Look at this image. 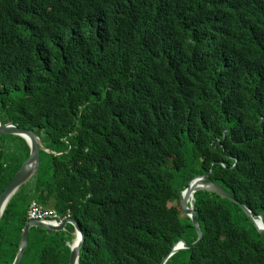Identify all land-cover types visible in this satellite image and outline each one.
<instances>
[{
  "label": "trees",
  "instance_id": "16d2710c",
  "mask_svg": "<svg viewBox=\"0 0 264 264\" xmlns=\"http://www.w3.org/2000/svg\"><path fill=\"white\" fill-rule=\"evenodd\" d=\"M0 121L54 151L9 202L1 256L53 198L84 233L80 264H161L198 238L178 203L196 175L264 216V0H0ZM28 156L0 134V193ZM194 205L202 240L166 264H264L237 204ZM32 229L38 264H68L61 233Z\"/></svg>",
  "mask_w": 264,
  "mask_h": 264
},
{
  "label": "water",
  "instance_id": "95a60500",
  "mask_svg": "<svg viewBox=\"0 0 264 264\" xmlns=\"http://www.w3.org/2000/svg\"><path fill=\"white\" fill-rule=\"evenodd\" d=\"M0 134L4 135H15L18 137H22L25 142L28 144L30 149L29 157L25 160V162L22 164L20 169L15 173V175L12 177V179L7 183V185L4 187L2 192L0 193V221L2 218V215L13 198V196L17 193V191L28 181H30L36 172L38 171L40 167V156L41 151H49L43 143L40 138V136L37 134L36 131H33L28 128H23L15 125L14 123L8 122L6 124H2L0 121ZM199 190H207L210 192H214L232 202L237 204L247 215L249 219L252 220L254 225L256 226L259 233L262 235L264 239V216L261 212L255 214L250 208H248L244 203L239 201L230 191H228L226 188H224L222 185H220L217 182L211 181L208 178L207 174H202L194 177L189 183L188 186L181 192L180 198L178 199V203L181 206L182 210L186 213L187 217H189L192 221L193 226L195 227L198 238L195 242L189 243L183 239H180L176 241L171 251L166 255L161 264H166V262L178 251L189 249L191 247L197 246L203 237V231L200 225V222L198 220V212L194 208V204L191 202L194 199L195 192ZM67 222H72L75 225V228L79 231H81L80 225L74 220H66L62 223L61 226H54V225H45L39 221H28L26 225V232L24 234V237H28V229L32 226H38L46 229L48 233L52 232L53 230H63L66 226ZM82 233V232H81ZM84 234L82 233V240L84 241ZM25 242H21V249ZM82 247L81 244V236L79 243L76 247H74L70 254V259L68 264H79V254L80 249ZM23 254V251L20 252V255ZM20 261L17 259L14 264H19Z\"/></svg>",
  "mask_w": 264,
  "mask_h": 264
},
{
  "label": "clouds",
  "instance_id": "9594fccd",
  "mask_svg": "<svg viewBox=\"0 0 264 264\" xmlns=\"http://www.w3.org/2000/svg\"><path fill=\"white\" fill-rule=\"evenodd\" d=\"M2 122V121H1ZM3 124V123H2ZM18 137V136H17ZM20 138H22V137H20ZM23 139V138H22ZM24 140V139H23ZM25 141V140H24ZM26 143V142H25ZM27 144V143H26ZM44 145V144H43ZM27 146H28V144H27ZM45 146V145H44ZM29 147V146H28ZM46 147V146H45ZM47 148V147H46ZM48 149V148H47ZM51 152H53L54 153V151H52L51 149H49ZM43 151V150H42ZM51 152H49V151H47V153H51ZM29 154H30V149H29ZM29 157V156H28ZM25 162V161H24ZM23 162V163H24ZM22 166V165H21ZM39 170V169H38ZM38 172V171H37ZM36 172V173H37ZM205 174H207V173H205ZM199 175H202V174H199ZM208 175V174H207ZM35 176V175H34ZM196 176H198V175H196ZM196 176H194V177H196ZM193 177V178H194ZM192 178V179H193ZM191 179V180H192ZM190 180V181H191ZM189 181V182H190ZM29 182V181H28ZM25 185V184H24ZM188 186V184L185 186V188ZM184 188V189H185ZM183 189V190H184ZM182 190V191H183ZM181 191V192H182ZM200 191V190H199ZM2 192V191H1ZM196 193V192H195ZM181 195V194H180ZM14 197V196H13ZM37 203V204H39L40 206H42L45 210H47V211H49V212H55L56 214H57V212L53 209V207H51V208H49V207H47V206H44V205H42V204H40L37 200H31V202H30V204L28 205V208H27V212H26V217H27V221H26V224L24 225V226H22L21 227V229H20V234H21V238H20V241H19V243L17 242V246H16V250H15V252H14V257L13 258H11V256H10V252H12L13 253V249H11V250H9V251H7V253H8V255L9 256H6V254H4L3 256H1L0 255V259L2 260V262H4V263H6V264H14V262L18 259L19 261H20V263L19 264H22L23 263V259H24V256H25V254L27 253V252H31V251H33V252H36V251H38V250H40V251H42V245H43V243L38 239V238H36V239H34V238H32V236H31V234L33 233L32 232V228H34V227H37V228H41V229H44V228H42V227H38V226H32V227H30L29 229H28V237H24V234H25V232H26V225H27V222L28 221H31V220H33V221H39V222H41V223H43V224H45V225H54V226H61L62 225V223L64 222V221H66V220H70V219H74V218H72L71 216H61V215H58L57 214V216L58 217H60V218H64L63 219V221H61V222H59L58 221V219L57 218H55V219H52V220H50V219H46V220H40V219H36V218H32V217H30L29 216V211H30V207L32 206V204L33 203ZM193 204L195 203V194H194V199L191 201ZM8 206V205H7ZM7 208V207H6ZM194 208H195V205H194ZM6 210V209H5ZM5 212V211H4ZM185 213V212H184ZM4 214V213H3ZM3 216V215H2ZM2 219V218H1ZM19 220H20V218H19ZM19 220H18V222H19ZM75 220V219H74ZM76 221V220H75ZM1 222V221H0ZM77 222V221H76ZM78 223V222H77ZM79 224V223H78ZM68 225H70V227L72 226V236H71V238H69V239H67V240H65L64 241V244L68 247V249H69V251H70V254H71V251H72V249L74 248V247H76L77 245H78V243H79V240H80V236H81V244H82V247H83V240H82V233H83V231H82V229H81V231H79V230H77L76 228H75V225L72 223V222H67V224H66V226L64 227V229L63 230H53L52 232H50V233H48V231L46 230V229H44V230H46L47 232V234L48 235H51L52 233H56V232H59V233H61L62 234V236H63V233H65V232H67L68 230H67V226ZM80 225V224H79ZM81 227V226H80ZM82 232V233H81ZM84 234V233H83ZM84 240H85V238H84ZM12 242L14 243L15 242V240L13 241L12 240ZM21 242H25L24 243V245L22 246V249H21ZM76 244V245H75ZM13 247H14V244L12 245ZM11 246V247H12ZM82 247H81V249H80V254H79V264H80V255H81V250H82ZM21 251H23V254L22 255H20V252ZM69 259H70V255H69ZM68 263H69V260H68Z\"/></svg>",
  "mask_w": 264,
  "mask_h": 264
},
{
  "label": "rangeland",
  "instance_id": "374dc122",
  "mask_svg": "<svg viewBox=\"0 0 264 264\" xmlns=\"http://www.w3.org/2000/svg\"><path fill=\"white\" fill-rule=\"evenodd\" d=\"M14 147H16V146H14ZM186 150H187V156H188V158L190 159V157H191V153H190V150L188 149V148H186ZM176 203V201H173V202H171L170 204H175ZM50 204H51V206L49 205L48 207L49 208H51L52 207V205L54 204V199L52 198L51 200H50ZM67 232H65L64 233V238H63V240L65 241V240H67V239H69V238H71V236H72V229H71V227H70V225H68L67 226ZM10 241L11 240H15V237H14V235L12 236V237H10V239H9ZM12 246V244L10 245V247ZM6 256H9L8 255V253L6 254ZM0 264H6V263H4V262H2V260L0 259ZM23 264H38V258H37V256H36V254H35V252H33V251H31V252H27L26 254H25V256H24V259H23Z\"/></svg>",
  "mask_w": 264,
  "mask_h": 264
},
{
  "label": "built area",
  "instance_id": "2783aa9c",
  "mask_svg": "<svg viewBox=\"0 0 264 264\" xmlns=\"http://www.w3.org/2000/svg\"><path fill=\"white\" fill-rule=\"evenodd\" d=\"M29 216L32 218L40 219V220H46V219H55L57 218L59 222L63 221L64 218H60L57 216L55 212H49L45 210L42 206H40L37 203H33L30 207Z\"/></svg>",
  "mask_w": 264,
  "mask_h": 264
},
{
  "label": "bare ground",
  "instance_id": "6f19581e",
  "mask_svg": "<svg viewBox=\"0 0 264 264\" xmlns=\"http://www.w3.org/2000/svg\"><path fill=\"white\" fill-rule=\"evenodd\" d=\"M76 245V244H75Z\"/></svg>",
  "mask_w": 264,
  "mask_h": 264
}]
</instances>
